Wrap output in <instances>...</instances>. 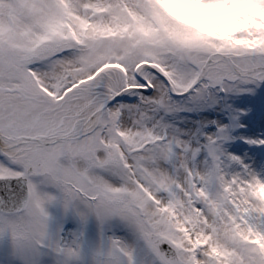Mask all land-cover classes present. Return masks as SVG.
I'll use <instances>...</instances> for the list:
<instances>
[{"label": "rangeland", "instance_id": "rangeland-1", "mask_svg": "<svg viewBox=\"0 0 264 264\" xmlns=\"http://www.w3.org/2000/svg\"><path fill=\"white\" fill-rule=\"evenodd\" d=\"M215 54L264 68V0H0L6 144L100 110L0 148L30 187L0 264H264V70L195 83Z\"/></svg>", "mask_w": 264, "mask_h": 264}, {"label": "water", "instance_id": "water-1", "mask_svg": "<svg viewBox=\"0 0 264 264\" xmlns=\"http://www.w3.org/2000/svg\"><path fill=\"white\" fill-rule=\"evenodd\" d=\"M26 179L22 177L0 178V210L3 212L20 211L27 200ZM163 258L170 264H181L174 248L167 242H159Z\"/></svg>", "mask_w": 264, "mask_h": 264}, {"label": "bare ground", "instance_id": "bare-ground-1", "mask_svg": "<svg viewBox=\"0 0 264 264\" xmlns=\"http://www.w3.org/2000/svg\"><path fill=\"white\" fill-rule=\"evenodd\" d=\"M211 62L208 64V69L212 66L217 65L218 63H225L229 66V68L231 70L236 71H240L241 73H245V74H249V70L244 71L240 68H238L230 58H225L224 56H222V54H215L213 56L210 57ZM105 102L102 103V105ZM101 105V106H102ZM99 109L91 116V117H86V118H81L79 120H77L75 122V129H72V131H70L69 133H67L66 135H64L65 138H69L72 134H84L87 132H91L97 125V118L99 116ZM76 130V131H74ZM74 132V133H73ZM2 134L0 132V147H9V146H13L16 144H29V145H36V144H41V143H45V142H56L58 140H60L61 138H64L62 135H38L36 137H34L33 139H30L28 137H20L17 140V143L13 142L12 144H6L7 142L1 138ZM64 138V139H65ZM226 238V236H225ZM204 264H208L205 263L204 260Z\"/></svg>", "mask_w": 264, "mask_h": 264}]
</instances>
